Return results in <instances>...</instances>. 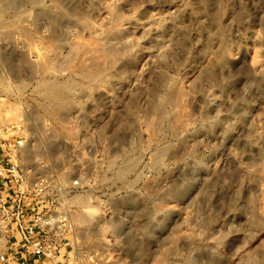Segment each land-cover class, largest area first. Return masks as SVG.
Masks as SVG:
<instances>
[{
    "label": "rangeland",
    "instance_id": "rangeland-1",
    "mask_svg": "<svg viewBox=\"0 0 264 264\" xmlns=\"http://www.w3.org/2000/svg\"><path fill=\"white\" fill-rule=\"evenodd\" d=\"M0 125L142 189L121 264H264V0H0Z\"/></svg>",
    "mask_w": 264,
    "mask_h": 264
},
{
    "label": "built area",
    "instance_id": "built-area-1",
    "mask_svg": "<svg viewBox=\"0 0 264 264\" xmlns=\"http://www.w3.org/2000/svg\"><path fill=\"white\" fill-rule=\"evenodd\" d=\"M22 129L0 125V264H121L156 220L121 203L142 189L121 185V172L78 175L62 155L37 173L26 162L31 141Z\"/></svg>",
    "mask_w": 264,
    "mask_h": 264
},
{
    "label": "bare ground",
    "instance_id": "bare-ground-1",
    "mask_svg": "<svg viewBox=\"0 0 264 264\" xmlns=\"http://www.w3.org/2000/svg\"><path fill=\"white\" fill-rule=\"evenodd\" d=\"M59 86H60V85H59ZM49 87H50V86H49ZM49 87H46V88H48V90H49ZM56 87H57V86H55L54 88H56ZM51 88H52V87H50V90H51ZM54 88H52V89H54ZM57 88H58V87H57ZM57 88H56V89H57ZM48 90H47V91H48ZM50 90H49V91H50ZM55 92H57V90H56ZM56 94H57V93H56ZM52 98H54V96H53ZM129 161H130V160H129ZM127 164H128V163H127ZM132 165H133V164H132ZM129 166H130V165H129ZM124 174H125V173H124Z\"/></svg>",
    "mask_w": 264,
    "mask_h": 264
}]
</instances>
